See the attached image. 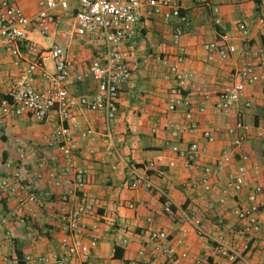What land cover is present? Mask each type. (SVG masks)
I'll return each mask as SVG.
<instances>
[{
  "label": "crops",
  "instance_id": "1",
  "mask_svg": "<svg viewBox=\"0 0 264 264\" xmlns=\"http://www.w3.org/2000/svg\"><path fill=\"white\" fill-rule=\"evenodd\" d=\"M208 1L209 4L205 5L200 0H182L186 22L182 25L180 46L173 42L177 20L165 22L162 17L155 16L151 8L144 4L141 6L140 19L133 27L134 36L124 43L130 55L132 75L119 91L118 111L112 124L116 141L114 149L110 143L107 145L101 140L92 142L80 137V133L88 128L103 132V117L77 104L80 97H90L94 93L95 82L88 80L68 90L74 98L71 111L77 122L70 135L71 145L76 148V168L85 175V191L97 200V206L86 222L88 228H97L95 231L89 229L84 235L85 242H89L93 236L97 238V244L87 260L82 261L70 252L72 238L64 229L63 216L72 210L75 200L70 198L63 202L61 196L73 186V176L63 174L64 162L59 148L49 146L43 140L60 126L58 114L54 113L48 121H40L31 115L14 114L4 119L0 125V152L3 162L10 165L6 168L0 163V179L19 172L24 180L34 184L39 198L35 204L37 216L26 217L25 223L21 224L12 214L17 207L16 197L0 191V264H18V253L25 264H44L37 260L41 257L66 264H161L165 258L154 251L150 241V236L158 232L167 233L169 246L176 248L178 255L175 264H192L180 257L183 252L209 264H225L224 260L213 256L211 241L205 242L196 236L185 219L189 216L196 217L213 237L223 234L236 242L248 241V261L251 264H264V229L247 238L233 215L235 206L247 203L249 190L256 186L264 190V140L257 139L253 134L244 144L241 151L249 157L245 188L239 194H230L226 203L220 205L217 198L227 180L228 170L214 179L211 193L190 187V181L200 175V170L182 165V161L171 151L175 140L168 131L162 128L156 133L151 131L157 119L163 120L168 115L167 106L174 101L169 95L174 82L164 77L180 47L184 52L181 68L193 75L187 91L208 86L215 96L217 91L233 80V74L244 61L243 52L262 46L264 25L260 24V20L264 19V0H261L258 11L255 0ZM16 2L26 14L35 15L36 8L35 11L32 9L34 0ZM74 8L72 2L69 17H63L59 12L56 17L59 29L52 32L48 41L37 39V42L40 47L50 43L60 45L74 61V68L84 72L97 55L92 47L83 44L73 34ZM214 8L218 9L217 14H214ZM216 19H219V24L215 23ZM239 24L246 26L247 36L241 34ZM69 26H72L70 30ZM222 34L233 37L238 52L225 61L218 58L213 62L208 61L204 46ZM45 67L52 71L51 62L46 61ZM11 74H14L12 60L0 46V96L6 93L10 85ZM34 87L38 91L47 88L40 74L35 76ZM245 101L252 102L249 110L243 107ZM205 107L204 114L198 113L196 106L192 108L200 127L222 131L216 134L215 143L208 146L209 152L201 165L211 164L223 149L230 146V139L223 132L225 128L238 119L257 127L264 119V85L258 83L249 87L240 106L227 116L215 112L213 100L207 102ZM184 111L185 108L179 106L175 114L177 120H183ZM195 139L205 145L200 135ZM92 147L96 152L88 154ZM21 152L24 153L23 159L19 158ZM160 156L166 160L176 159L177 166L169 168L164 165L153 172L156 188L152 191L128 188L125 183L126 168ZM42 158L46 159V164L40 167ZM238 163L237 158L232 168ZM254 167L259 168V174L254 173ZM38 170L42 173L41 179L36 178ZM55 182L60 184L55 185ZM165 202L172 204L171 213L164 212ZM23 214L24 211L18 216ZM258 217L264 224V210ZM177 238L183 240L181 245L176 244ZM116 249L119 250V258L115 257ZM142 250L146 252L144 256L140 255ZM153 254L156 256L153 257ZM27 257L32 261H27Z\"/></svg>",
  "mask_w": 264,
  "mask_h": 264
},
{
  "label": "built area",
  "instance_id": "2",
  "mask_svg": "<svg viewBox=\"0 0 264 264\" xmlns=\"http://www.w3.org/2000/svg\"><path fill=\"white\" fill-rule=\"evenodd\" d=\"M72 2L75 4L73 34L83 44L92 47L97 55L84 72L74 68V61L60 45L50 43L40 47L37 42V39L48 41L52 32L59 29V21L56 17L59 12L63 17H69ZM200 2L209 4L208 0H200ZM34 3L36 13L30 16L16 0H0V46L11 58L14 70V74H11V83L0 99V125L12 114L31 115L40 121H48L54 113L58 114L60 126L43 140L45 144L59 148L64 162L63 174L73 176V186L67 188L61 196L63 202L69 201L70 198L75 200L72 210L63 216L64 229L72 238L70 252L85 261L97 244L95 236L89 242L84 241V235L90 229L86 223L87 218L96 208L97 200L85 191V175L76 168V148L71 145L70 135L71 129L77 127V122L71 111L74 98L68 90L88 80L95 82L94 93L90 97H80L77 104L103 117V132L98 133L95 129L88 128L80 133V137L90 139L92 142L101 140L100 142L104 144L110 143V147L114 149L116 141L112 124L118 111L119 91L132 75L130 55L124 43L134 36L133 27L140 19L141 6L144 4L151 8L153 14L162 17L165 22L171 19L177 20L173 34V42L176 46H180L183 36L182 25L186 22V16L182 13V0H145L144 2L142 0H34ZM213 12L217 14L218 9L214 8ZM215 23L219 24V19H216ZM260 24L264 25V19L260 20ZM238 28L243 36L248 35L244 24H239ZM204 50L208 61L213 62L216 58L225 61L238 52V47L231 35L222 34L215 41L207 43ZM243 57L244 61L233 74V80L217 91L215 96L208 86L188 92L193 75L181 68L184 52L180 47L175 61L168 66V73L164 77L165 80L174 82V86L169 90V95L174 101L167 106L168 115L163 120L157 119L151 127L153 133L160 128L169 132L171 138L175 140L171 151L182 161L184 167L200 170V175L190 181V187L211 193L214 179L228 170L227 180L217 198L220 205L226 203L230 194H239L245 188L249 174V157L241 150L253 134L257 139L264 140V119L257 127L238 119L225 128L223 132L230 139V146L223 149L211 164L201 165L203 158L209 152L208 146L215 143L216 134L222 130L202 129L194 118L192 108L196 106L197 112L204 114L205 104L213 100L215 112L227 116L240 106L249 87L258 83L264 85V48L261 46L258 49H247L243 52ZM46 61L52 64L51 72L45 67ZM37 74H40L47 83V88L43 91H38L34 87ZM179 106L185 108L183 120H177L175 117ZM243 107L249 110L252 102L245 101ZM197 135H200L205 145H201L195 139ZM95 152L96 149L93 147L88 150V154ZM19 158L23 159L24 153L21 152ZM237 158L239 163L232 168ZM0 163L9 168L10 164L3 162L1 152ZM45 164L46 159L42 158L39 166ZM164 165L174 168L177 166L176 159L166 160L160 156L136 166H128L125 183L130 189L152 191L156 188L153 172ZM254 173L259 174L258 167H254ZM36 178H42L39 170ZM59 184L60 182H55V185ZM0 191L16 197L17 207L12 214L17 218L18 223H25L26 217L37 216L35 204L39 196L34 184L24 180L19 172L1 178ZM246 202L235 206L233 215L240 224L242 234L250 238L264 229V224L258 217L264 210L263 188L256 186L249 190ZM22 211L24 214L18 216ZM164 212H172L171 203L165 202ZM185 219L191 224L200 240L212 242L214 257L224 260L225 264H251L247 258L250 251L248 241L236 242L223 234L213 237L204 230L196 217L189 216ZM96 229V226H92L90 230ZM150 241L154 251L165 258V262L161 264H175V257L178 254L175 247L169 246L167 233H153ZM175 242L181 245L183 240L177 238ZM145 254V250L140 252L141 256ZM155 256L153 254V257ZM180 257L189 260L192 264H209L200 258L191 257L186 252L180 254ZM26 260L32 261L30 257ZM37 260L44 264H66L47 257Z\"/></svg>",
  "mask_w": 264,
  "mask_h": 264
},
{
  "label": "trees",
  "instance_id": "3",
  "mask_svg": "<svg viewBox=\"0 0 264 264\" xmlns=\"http://www.w3.org/2000/svg\"><path fill=\"white\" fill-rule=\"evenodd\" d=\"M255 4H256V11H258L259 10V6H260V4H261V0H255ZM261 41H262V47L264 48V32L261 34ZM2 98V96H0V99ZM119 250L118 249H116V254H115V257L116 258H119L120 257V255L117 253ZM18 257V259H17V263L18 264H25L24 263V260H23V258H22V256L18 253V255H17Z\"/></svg>",
  "mask_w": 264,
  "mask_h": 264
},
{
  "label": "rangeland",
  "instance_id": "4",
  "mask_svg": "<svg viewBox=\"0 0 264 264\" xmlns=\"http://www.w3.org/2000/svg\"><path fill=\"white\" fill-rule=\"evenodd\" d=\"M32 9H33V11H35V6H34V4H33V6H32ZM71 27H72V26H69V28H68V29L70 30V29H71Z\"/></svg>",
  "mask_w": 264,
  "mask_h": 264
}]
</instances>
